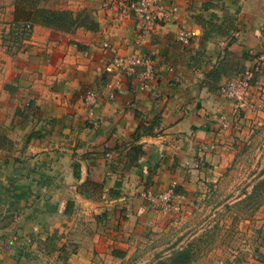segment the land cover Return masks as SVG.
<instances>
[{"label": "crops", "instance_id": "0c3cea01", "mask_svg": "<svg viewBox=\"0 0 264 264\" xmlns=\"http://www.w3.org/2000/svg\"><path fill=\"white\" fill-rule=\"evenodd\" d=\"M166 3L142 46L154 79L114 90L106 64L137 28L120 0H0V264H128L167 223L147 190L180 207L264 106V72L246 113L220 92L264 50V0Z\"/></svg>", "mask_w": 264, "mask_h": 264}, {"label": "rangeland", "instance_id": "374dc122", "mask_svg": "<svg viewBox=\"0 0 264 264\" xmlns=\"http://www.w3.org/2000/svg\"><path fill=\"white\" fill-rule=\"evenodd\" d=\"M231 103L236 113L253 108ZM256 109L223 168L200 177L202 184L150 232L128 264L264 263V106Z\"/></svg>", "mask_w": 264, "mask_h": 264}, {"label": "built area", "instance_id": "2783aa9c", "mask_svg": "<svg viewBox=\"0 0 264 264\" xmlns=\"http://www.w3.org/2000/svg\"><path fill=\"white\" fill-rule=\"evenodd\" d=\"M130 11L134 20L136 34L133 41V51L126 55H121L105 42V48L113 49L114 57L106 64L105 71L110 75L108 85L114 90L121 88L122 81L128 76H137L141 82L140 86L145 88L148 82L155 77V61L147 54L142 53V46L148 36L155 34L158 29L172 20V16L177 12L176 5L166 3V0H120ZM194 32L182 30L179 33V41L189 43ZM264 72V50L257 56L252 67L240 72L235 77L228 79L220 87L222 96L233 102L235 106H250L252 92L256 81ZM89 105L95 106L97 95L89 90L86 94ZM149 200L155 207L170 213L179 207L175 202L173 191H156L148 193Z\"/></svg>", "mask_w": 264, "mask_h": 264}, {"label": "trees", "instance_id": "16d2710c", "mask_svg": "<svg viewBox=\"0 0 264 264\" xmlns=\"http://www.w3.org/2000/svg\"><path fill=\"white\" fill-rule=\"evenodd\" d=\"M183 255H184V254H183ZM184 256H185V255H184ZM184 256H183V257H184Z\"/></svg>", "mask_w": 264, "mask_h": 264}]
</instances>
